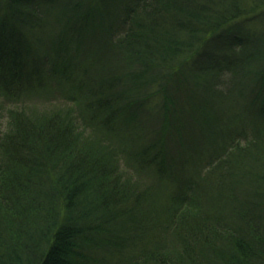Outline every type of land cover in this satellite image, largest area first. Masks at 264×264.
I'll return each mask as SVG.
<instances>
[{
	"label": "trees",
	"instance_id": "16d2710c",
	"mask_svg": "<svg viewBox=\"0 0 264 264\" xmlns=\"http://www.w3.org/2000/svg\"><path fill=\"white\" fill-rule=\"evenodd\" d=\"M263 6L0 0V264H264ZM46 93L90 114L15 106Z\"/></svg>",
	"mask_w": 264,
	"mask_h": 264
},
{
	"label": "rangeland",
	"instance_id": "374dc122",
	"mask_svg": "<svg viewBox=\"0 0 264 264\" xmlns=\"http://www.w3.org/2000/svg\"><path fill=\"white\" fill-rule=\"evenodd\" d=\"M252 20H249L247 22H245L244 26H242L243 30L246 32H254L257 37L261 36V31H263L262 29H264V6L263 8L257 9L256 13H254L253 15H251ZM182 61L181 59L178 61H175L173 63L174 67L177 68H181L182 66H191V60L189 61L186 60L184 62H180ZM67 86H65L64 88H66ZM63 91V89H61ZM70 91V89H69ZM68 91V92H69ZM67 92L66 96H69L70 93ZM74 93V92H73ZM59 94H55L52 96L51 93H46L43 96H32L30 98H26V99H19L17 101V103L15 104V106L22 110L24 109L26 113L31 114L33 113L35 116H41L44 115V118H47L49 115L51 114H56L59 115L60 117H62L65 119V121H70V123L72 124V126H74L75 124H77V119H84L88 114H90L89 112H84L82 108L77 107V100H70V102L68 103V105H65V101L63 95H59L61 96L59 98L58 96ZM238 95V93H237ZM15 106L13 105L12 108L16 110ZM65 112H68V114H70V116L67 114L65 117ZM84 112V113H83ZM81 113V114H80ZM83 113V115H82ZM77 115H80L79 118H77ZM86 119V118H85ZM82 124L86 127L85 130L86 134H91L97 137H100L101 134L105 133L103 132L104 130L100 127H95V126H90L89 124H85V120L81 121ZM119 132V136L118 138L121 139L123 137H127V138H132V134H123L122 135V131H118ZM125 135V136H124ZM114 137L112 138L113 142H115V145L117 146L119 143V139ZM156 170L152 171L148 168H145L144 170H142L137 176L133 175L131 173V171L128 169L127 172V176L126 177L128 180H132V181H143L144 184L148 185H153V187H151V199L150 201L154 204V202H158L156 201V199H159V194H160V201L164 202L163 203V207L165 210V212L169 211V208H171V204H172V199L169 198V194L168 191L165 190L164 188V181L161 179L160 176H156ZM160 179V180H159ZM166 186V185H165ZM140 190L137 186H135L132 191H138ZM175 205V204H174ZM154 216V215H153ZM155 217V216H154ZM164 223H166L165 221H163ZM185 230V228H182L180 230H176L174 231V235H173V239H175L176 243H178L179 241L181 242L185 241V238L188 239V237L192 236V234ZM179 242V243H180ZM172 245V244H171ZM172 248H176L175 246H171ZM194 261H188L186 260L185 264H193Z\"/></svg>",
	"mask_w": 264,
	"mask_h": 264
}]
</instances>
